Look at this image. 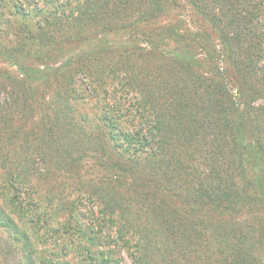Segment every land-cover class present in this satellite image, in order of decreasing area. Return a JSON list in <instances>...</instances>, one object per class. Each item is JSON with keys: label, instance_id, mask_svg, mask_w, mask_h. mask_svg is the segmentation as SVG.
Listing matches in <instances>:
<instances>
[{"label": "trees", "instance_id": "obj_1", "mask_svg": "<svg viewBox=\"0 0 264 264\" xmlns=\"http://www.w3.org/2000/svg\"><path fill=\"white\" fill-rule=\"evenodd\" d=\"M0 64V264H264V0H0Z\"/></svg>", "mask_w": 264, "mask_h": 264}, {"label": "rangeland", "instance_id": "obj_2", "mask_svg": "<svg viewBox=\"0 0 264 264\" xmlns=\"http://www.w3.org/2000/svg\"><path fill=\"white\" fill-rule=\"evenodd\" d=\"M181 15H184L185 17L184 16L183 17L188 22L191 21V19H189V17L191 16L190 12H188V11L186 13L182 12ZM0 67L1 68H6V66L4 64H0ZM258 104H264V100L260 101ZM50 235H52V234H50ZM34 241L36 242L35 247H37L39 249V251L47 253L48 255H52V253L60 252L61 240L57 239L56 237H53L51 239L50 238L45 239V237H44V238H42V242H43L42 244L39 243L38 239L33 240V242ZM59 257H61V256H59ZM124 258H125L124 259V264H130L129 259H127V257H125V255H124Z\"/></svg>", "mask_w": 264, "mask_h": 264}]
</instances>
